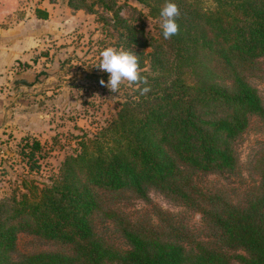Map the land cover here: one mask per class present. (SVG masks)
<instances>
[{
    "label": "trees",
    "instance_id": "16d2710c",
    "mask_svg": "<svg viewBox=\"0 0 264 264\" xmlns=\"http://www.w3.org/2000/svg\"><path fill=\"white\" fill-rule=\"evenodd\" d=\"M111 1L67 3L110 13L132 93L106 125L79 137L56 174L46 182L26 176L0 200V264H264V175L260 192L235 204L199 187L186 170L235 171L233 142L251 116L264 119L257 89L243 73L264 55V0H213V10L199 0H136L162 20L157 36L131 25ZM17 9V0H0V12ZM36 16L48 14L38 8ZM26 146L34 171L39 143ZM151 188L196 209L220 246L188 239L187 248L176 225L168 233L103 209L109 193L147 198ZM99 212L114 220L126 248L98 233ZM20 232L70 251L14 259Z\"/></svg>",
    "mask_w": 264,
    "mask_h": 264
},
{
    "label": "rangeland",
    "instance_id": "374dc122",
    "mask_svg": "<svg viewBox=\"0 0 264 264\" xmlns=\"http://www.w3.org/2000/svg\"><path fill=\"white\" fill-rule=\"evenodd\" d=\"M112 1L131 25L143 27L148 36H157L162 20L150 16L146 6L136 0ZM198 2L207 10L216 6L213 0ZM17 8L8 16L0 12L1 23L7 21L12 25L26 17L31 24L24 31H31L30 38L36 36L47 41L32 51L30 64H16L8 79L7 95L14 100L7 105L12 109L10 128L0 133V200L10 195L26 176L46 182L56 174L64 157L78 149L79 137L106 125L120 103L132 93L131 74L121 65L118 30L108 21L110 13L101 6L96 5L91 11L75 10L68 6L67 0H17ZM38 8L47 11V21L36 22L37 17L32 18ZM36 30L42 34L39 36ZM243 73L257 89L264 106V55ZM15 77L25 78L30 84H19L15 93L12 83ZM16 97L23 105L15 103ZM33 142H38L39 148L33 162L37 168L31 171L23 153L29 150L26 143ZM233 148L237 163L233 172L186 170L202 189L218 192L231 203L240 204L260 192L264 175V119L251 116ZM103 209L116 211L132 223L154 225L168 233L173 232L171 224L176 225L186 237L183 243L187 248H190L188 239L217 247L221 244L213 236L214 229L196 209L153 188L148 190L147 198L130 191L109 193L104 196ZM95 224L107 241L121 248L128 246L114 220L102 212L95 216ZM69 251L61 243L20 232L13 258Z\"/></svg>",
    "mask_w": 264,
    "mask_h": 264
},
{
    "label": "crops",
    "instance_id": "0c3cea01",
    "mask_svg": "<svg viewBox=\"0 0 264 264\" xmlns=\"http://www.w3.org/2000/svg\"><path fill=\"white\" fill-rule=\"evenodd\" d=\"M12 14L13 13H5V16ZM32 16V18H34V16L37 17L36 22L41 19L47 21L46 18H40L36 16V14ZM30 22L31 19H27L26 17L18 20L16 24L12 25L7 23V21H4V23L0 21V133L8 130L10 128L8 126L11 125L9 117L12 109L7 108V105L10 103L9 101L13 102L14 98L8 96L7 92L9 90L8 79L11 78L13 70L16 69L15 65L20 62L23 64H30L32 51L38 46L45 45L47 41L46 38L37 39L36 36L30 38L31 31H24L29 27H27V24L30 25ZM35 32L38 33L39 36L42 34L40 30H36ZM20 90L22 91L24 89ZM19 99H17L15 103L23 105L19 102Z\"/></svg>",
    "mask_w": 264,
    "mask_h": 264
},
{
    "label": "water",
    "instance_id": "95a60500",
    "mask_svg": "<svg viewBox=\"0 0 264 264\" xmlns=\"http://www.w3.org/2000/svg\"><path fill=\"white\" fill-rule=\"evenodd\" d=\"M13 85H15L14 86V88H15V93H17V91H18V85L19 84H25V85H28V84H30V82L27 80V79H25V78H20V77H15L14 79H13Z\"/></svg>",
    "mask_w": 264,
    "mask_h": 264
}]
</instances>
